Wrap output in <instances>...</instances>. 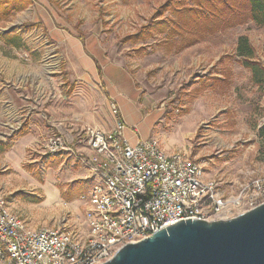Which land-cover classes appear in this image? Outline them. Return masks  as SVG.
<instances>
[{"label": "rangeland", "instance_id": "rangeland-1", "mask_svg": "<svg viewBox=\"0 0 264 264\" xmlns=\"http://www.w3.org/2000/svg\"><path fill=\"white\" fill-rule=\"evenodd\" d=\"M31 1L0 22V143L31 133L35 147L22 170L41 186L33 191L26 177L17 186V171L0 175L11 192L3 200L18 215L49 217L45 209L51 208V193L57 190L61 211L54 219L46 218L47 224L59 218L58 223L81 237L87 234L86 205L80 197L95 184L84 183L77 174L83 168L74 160L49 157L43 145L52 137L75 139L82 119L105 124L108 114L107 127L114 124L105 100L112 93L104 76L107 68L122 98L137 100L145 120L132 119L147 138L158 140L167 151L185 152L228 195L255 180L264 192V136L258 134L264 124V79L254 84L235 51L238 39L247 37L264 68V26L247 22L173 54L159 44L161 34L137 44L124 41L147 25L166 0ZM6 33L19 36V49L3 42ZM90 57L100 64L102 78ZM116 68L125 79L113 72Z\"/></svg>", "mask_w": 264, "mask_h": 264}, {"label": "built area", "instance_id": "built-area-1", "mask_svg": "<svg viewBox=\"0 0 264 264\" xmlns=\"http://www.w3.org/2000/svg\"><path fill=\"white\" fill-rule=\"evenodd\" d=\"M111 108L112 129L85 128L79 135L85 152L75 154L95 176L82 197L87 234L65 225L32 228L0 199V264H103L122 246L182 220H227L264 203L258 180L228 195L186 153L167 152L152 138L131 143L117 107ZM43 149L70 151L57 137Z\"/></svg>", "mask_w": 264, "mask_h": 264}, {"label": "trees", "instance_id": "trees-1", "mask_svg": "<svg viewBox=\"0 0 264 264\" xmlns=\"http://www.w3.org/2000/svg\"><path fill=\"white\" fill-rule=\"evenodd\" d=\"M31 3V0H0V22H7ZM247 22L264 26V0H166L156 8L147 25L126 36L124 41L137 44L156 39L161 34L163 37L159 44L168 52L177 54L208 37ZM2 40L17 49L21 47L17 34L6 33ZM235 51L240 64L250 71L252 82L261 84L264 68L255 59L247 37L238 39ZM97 69L100 72L98 65ZM258 134L264 136V124L258 129ZM9 148L10 144L0 143V153ZM73 184L78 185L77 182Z\"/></svg>", "mask_w": 264, "mask_h": 264}, {"label": "water", "instance_id": "water-1", "mask_svg": "<svg viewBox=\"0 0 264 264\" xmlns=\"http://www.w3.org/2000/svg\"><path fill=\"white\" fill-rule=\"evenodd\" d=\"M103 264H264V203L227 220H182Z\"/></svg>", "mask_w": 264, "mask_h": 264}, {"label": "crops", "instance_id": "crops-1", "mask_svg": "<svg viewBox=\"0 0 264 264\" xmlns=\"http://www.w3.org/2000/svg\"><path fill=\"white\" fill-rule=\"evenodd\" d=\"M82 49L85 50V47L82 46ZM90 59L92 61L96 75L98 77L102 78L103 73H102V68H101L100 64L98 63V61L95 58L90 57ZM97 65L100 69V72L97 69ZM113 72H118V75L121 76L123 79H125V74H123L121 71H119V69L116 68V69H114ZM104 76L106 77V82L108 83V86H109V88H111V91H112V93L107 94V98L105 100L108 101L109 105H114L118 108L119 114H120V116H121V118H122V120L126 126V130L124 131V136L131 143H135L137 140L147 139V135L144 134L145 131H143V132L140 131L137 123L135 121H133V119H132V118H136L138 122H140V121L142 122L145 120V117H143V114L141 112V108L136 103L137 100H133V103H132V101H128V100H125L122 98L121 94H119V92L117 91L116 83L112 82V80H111V78H112L111 77V70L109 68L106 69ZM91 90L97 91V89H95V88H93ZM106 117H107L106 122H105L106 125L104 123L103 124L99 123L96 120L95 121L94 120L86 121L85 119H82V124L84 126H81L80 133L87 127H90V128L94 127V128L100 129V130L105 131V132L110 131L112 129L113 125H110V127H107V125H109L108 114ZM63 131H67V130L63 129ZM80 133L75 137V139L72 138L70 142H66L65 139H63L61 137H57V138H60L63 142H65L66 146L70 147V151H60L57 154L50 155L49 157L59 156L61 158L60 155L67 156L68 158L74 160L77 164H79L84 169V170L80 169V173H77L79 176H82L83 178L86 179V180H84V183L88 180L91 181V183H95V179H94L95 176H93V174H91L89 172V170L87 168H85L84 166H82L81 163L79 161H77L75 158V154L77 152H79V151L85 152V145L83 144L82 139L79 136ZM30 135H31V133H29L25 136L23 135V137L19 138L17 141H15L13 143H8V144H10V148L7 149L5 152L0 153V175L6 173L7 171H11V172L17 171V172H19L18 177H16L17 180H14L13 182L17 181L16 182V184H18L17 186H20L21 185V179H23V177H26L27 182H29L28 187L31 188L33 191H37L39 189V187H41L40 184L35 179L30 180V176L28 174H26V175L23 174L24 172L22 170V164L24 161H26L27 153L29 152L30 149H32L33 146L35 147L34 137H32ZM161 146L163 147L162 144H161ZM163 149L165 151H167L166 147L165 148L163 147ZM173 151H182V150H172V151L168 150L167 152H173ZM34 152H35V150H33V153ZM28 155H30V152ZM18 169L21 170L22 173L20 171H18ZM0 184H1L0 199L3 200L2 195H5L7 193L9 194V197L11 198V196H10L11 192L9 191L7 186L4 185L3 182H0ZM19 191H21V190H19ZM51 194H52V197L54 200H53L51 208L45 209L47 211L45 213H48V215H50L49 217H47L46 214H44L43 218H45V219L46 218L54 219V218H56L58 212L61 211V203L60 202H62L63 199L60 196L59 191L55 190ZM82 197H84V196H82ZM82 197H80L81 200H82ZM5 204L7 205V207L11 211H13L14 213H16L18 215V213L15 212V209H16L15 206L9 204L8 202H5ZM85 208H86V206H85ZM18 216H20V215H18ZM45 219L39 218V220H30L27 218L25 220L28 222V224L32 228H37V227H40V225L42 223L44 225H41V226L48 225L47 223H49V221L45 220ZM58 220H59V218L53 224H50L49 226L61 225V223H58L59 222Z\"/></svg>", "mask_w": 264, "mask_h": 264}]
</instances>
